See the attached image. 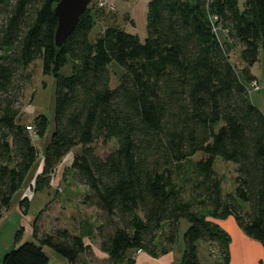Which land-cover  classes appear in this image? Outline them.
<instances>
[{
    "label": "trees",
    "instance_id": "trees-1",
    "mask_svg": "<svg viewBox=\"0 0 264 264\" xmlns=\"http://www.w3.org/2000/svg\"><path fill=\"white\" fill-rule=\"evenodd\" d=\"M58 1L0 0V209L39 157L20 108L29 68L40 60L42 74L55 78V101L34 192L49 187L72 153V184L85 188L80 205L99 213L93 234L106 264H134L138 249L166 253L181 219L189 226L178 264H201L199 241L216 246L211 264H231L230 237L216 223L228 217L262 246L264 264V113L248 93L256 80L250 68L264 51V0H150L144 41L117 25L89 41L99 16L89 6L56 49ZM218 24L223 34L213 31ZM235 49L239 70L230 59ZM112 63L122 69L115 86ZM67 64L71 74L61 76ZM32 126L42 137L48 120L38 115ZM217 158L234 166L227 194ZM18 205L26 214L27 199ZM43 214L32 224L35 242L13 248L2 264H48L44 247L68 264L91 252L89 225L78 234L47 230Z\"/></svg>",
    "mask_w": 264,
    "mask_h": 264
},
{
    "label": "rangeland",
    "instance_id": "rangeland-1",
    "mask_svg": "<svg viewBox=\"0 0 264 264\" xmlns=\"http://www.w3.org/2000/svg\"><path fill=\"white\" fill-rule=\"evenodd\" d=\"M97 1L98 0H91L88 7L90 6L91 8L98 9ZM106 1L111 3L113 10L111 12H106L103 9L97 10V14L99 16L94 20L95 22L93 28L88 37L91 42H93L101 34V31L107 25H117L119 28L128 30L131 28V23L133 21L131 14L135 7V3H131L132 8L129 9L128 12L129 5H127L125 9H122L120 6L121 2L119 0ZM145 1L148 4V1L150 0ZM124 10L127 12L128 16L127 14L122 15V11ZM129 16L131 21L129 20ZM215 29L222 34L225 32L219 24L215 27ZM238 53V49H235L230 55V59L237 70L241 68V66L238 65ZM110 68L112 70L111 85L115 86L119 74L122 73V69L116 63H112ZM250 71L260 85L259 91H251L250 98L254 105L259 109L261 108L260 110L264 113V51L261 48L258 60L250 68ZM29 72L32 74V80L25 88L24 100L20 108V122L26 123L27 126L32 125V120L36 116L44 115L48 120V127L44 136L40 137V135L35 131L37 138L32 137V143L36 148L39 157L36 164L31 169L22 190L19 194L16 193L13 196L9 207L6 210L0 209V264H2L3 256L7 252H10L13 248L25 242H35L31 234L32 224L37 216L42 212L44 213L43 217H45L43 223L47 230L62 226L67 228L70 233H77L79 227L82 225L81 223L84 221L85 225H89L87 228L90 229V233L92 234L89 238H86V241L93 244L92 246L96 245L93 227H95L99 222V213L94 208H85L79 203L82 188L74 189L71 184V176H73V174L69 169V166L72 154H68L69 156L67 155L66 158L60 162L58 167H56L50 174L49 187L45 186L34 192L36 187H39L36 184V180L42 170V154L49 142L50 134L53 129L55 78L52 75L42 74L40 60L36 61L29 68ZM59 73L64 77L69 76L71 74V65L67 64L62 67ZM113 146H115L114 143H111L108 148H112ZM104 151L105 149L101 150V152ZM200 157V154H197L192 161H195V159L198 160ZM214 168L223 179V193L227 194L231 192L233 189L234 166L217 158L215 160ZM175 180L178 183L182 182L181 178ZM20 194L27 196V198L31 197L33 194V199L30 200L28 204L26 214H22V209L18 205ZM188 226L189 223L185 219H181L179 221L176 234V245L173 250L176 251L179 247L183 250V234L187 230ZM19 230L21 233L20 241L18 244H15V237ZM161 231H166V224H163ZM227 232L229 237L232 239V243L236 244L233 233L231 231ZM161 238L162 236H159L158 240H161ZM197 248L201 264H211L212 261H207L205 258L212 257L213 259L217 256L216 246L214 244L206 245V243L199 241L197 243ZM43 251L49 259L48 264H68L64 258L57 255L52 249L44 247ZM232 252L235 253L236 251L233 249ZM97 259L98 258H95L91 252L82 254L79 258V264H83L84 262L87 264H104ZM254 264L258 263L256 262Z\"/></svg>",
    "mask_w": 264,
    "mask_h": 264
},
{
    "label": "crops",
    "instance_id": "crops-1",
    "mask_svg": "<svg viewBox=\"0 0 264 264\" xmlns=\"http://www.w3.org/2000/svg\"><path fill=\"white\" fill-rule=\"evenodd\" d=\"M119 1L121 2L120 6L122 7V9H125V7L127 5H129L128 12H129V9L132 8L131 3H135V7L132 10V14H131L134 22L132 21V23H131L132 25H131V28L129 30L128 29H124V30L131 35L137 36L140 39V41H144L146 38V35H147V32H146L147 2L145 0H119ZM124 14H127V12H125V10L122 11V15H124ZM127 16H128V14H127ZM129 20L131 21L130 16H129ZM70 154H72V153H70ZM41 166H42V162H41ZM24 184H25V182H24ZM71 184H72V182H71ZM72 186L74 189L75 188H82L81 192L82 193L85 192V188L80 186V185L78 186V185L72 184ZM21 190H22V188L20 189V191ZM19 192H17V193L19 194ZM22 192H24V191H22ZM20 196H19V201L22 200L23 198H27V196H23L21 194H20ZM32 199H33V194L31 195V197L27 198V200H28L27 201V208H28V204H29L30 200H32ZM216 223L227 234H228L227 231H231L235 237L236 244L232 243V241H231L232 239L230 237L229 249H230L231 264H254L256 262L258 264H260L262 262V260H263L262 246L258 242L253 241V240L249 239L248 237H246L243 234V232L240 230V228L237 226L236 222L234 221V219L232 217H228L225 220H217ZM81 224L82 225L85 224L84 221ZM78 233H80V227H79L77 233H72V234H78ZM84 239H85V243L90 246L92 255L95 258H98L100 262H103L104 264H106L107 263L106 262L107 256L99 250L98 240L96 239V245L92 246L93 244H90L89 242H87L86 238H84ZM175 245H173L170 249L168 248L166 253L160 254V255L155 256V257L150 256V255L143 252L135 258L134 264H178L180 257H181L182 250L180 247L176 251L173 250L175 248L174 247ZM206 245H208V244L206 243ZM233 249L236 251L235 253L232 252ZM205 259L207 261H214L216 259V257H214L213 259H212V257H207ZM84 263L87 264L86 262H84Z\"/></svg>",
    "mask_w": 264,
    "mask_h": 264
},
{
    "label": "water",
    "instance_id": "water-1",
    "mask_svg": "<svg viewBox=\"0 0 264 264\" xmlns=\"http://www.w3.org/2000/svg\"><path fill=\"white\" fill-rule=\"evenodd\" d=\"M91 0H59L52 8L57 20L54 33V46L61 49L66 39L74 31L81 15L85 12Z\"/></svg>",
    "mask_w": 264,
    "mask_h": 264
},
{
    "label": "built area",
    "instance_id": "built-area-1",
    "mask_svg": "<svg viewBox=\"0 0 264 264\" xmlns=\"http://www.w3.org/2000/svg\"><path fill=\"white\" fill-rule=\"evenodd\" d=\"M97 8L103 9L106 12H111L113 10V6L111 5V3H108L106 0L105 1L104 0H98L97 1ZM213 31H216V29L214 28ZM259 90H260V85H259L257 80L252 81L248 86V93L249 94L251 93V91L255 92V91H259ZM28 126H26L25 129L31 134V136L33 138H37L35 128L32 125H28ZM141 253H143L142 250L138 249L135 252L133 258L135 259Z\"/></svg>",
    "mask_w": 264,
    "mask_h": 264
}]
</instances>
